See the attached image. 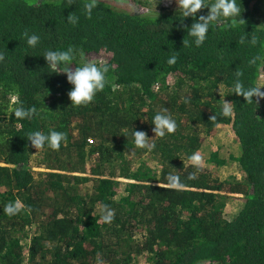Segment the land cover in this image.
Segmentation results:
<instances>
[{"label": "trees", "instance_id": "obj_1", "mask_svg": "<svg viewBox=\"0 0 264 264\" xmlns=\"http://www.w3.org/2000/svg\"><path fill=\"white\" fill-rule=\"evenodd\" d=\"M117 1L99 0L89 18L87 0H0V264H264V102L233 92L264 73V0H237L241 16L200 47H183L194 20L181 22L177 0ZM70 14L79 22L67 23ZM68 48L109 66L87 105H71L73 85L42 55ZM17 101L37 115L16 118ZM161 112L177 124L164 137L152 123ZM222 127L239 143L229 158L241 177L190 159ZM52 130L65 134L59 149L27 139ZM134 130L155 147H136ZM224 152L217 146L208 162L225 168ZM235 195L243 203L231 213ZM17 201L18 214L3 211Z\"/></svg>", "mask_w": 264, "mask_h": 264}, {"label": "clouds", "instance_id": "obj_2", "mask_svg": "<svg viewBox=\"0 0 264 264\" xmlns=\"http://www.w3.org/2000/svg\"><path fill=\"white\" fill-rule=\"evenodd\" d=\"M179 10L183 19L192 17L194 22L187 29V36L191 37V40L184 39L183 47H190L194 44L196 47L202 46L208 38V34L213 27H219L225 22L231 20L236 22L237 18L241 16V8L237 0H177ZM99 0H87L84 5L85 11L89 18H91L93 10L98 7ZM202 9H208L207 15L197 14ZM79 22V17L74 14H70L67 17V23L76 24ZM27 45L32 48H36L40 44V36L37 34L29 35L27 32L24 34ZM242 37V41H243ZM251 44L256 43L255 37L250 39ZM47 62V67L50 69L49 73L66 74L67 81L73 85L68 95L71 100V105L81 106L87 105L95 99L96 95L102 92L107 81V74L109 72V66L103 62H93L87 59L84 51L77 50L75 48H68L66 50H47L43 54ZM5 57L3 53H0V62L4 61ZM176 61V56L173 55L169 60V64H173ZM75 64L76 67L73 70L70 65ZM241 74L238 72L237 76ZM261 86H252L245 88L242 82L238 79L234 85V93L242 95L247 102L257 103L254 97L264 98V91ZM13 95V94H10ZM232 113L231 104L226 102L222 105V114L224 116H230ZM37 115V110L32 108H25L22 102L17 101L14 116L18 119H32ZM211 119H215L214 116ZM154 124L155 136L164 137L166 134H172L176 131V121L164 112L157 113L152 118ZM134 144L141 149L151 150L155 147L154 144L149 143V137L146 132L140 130H134L132 133ZM31 144L40 150L41 147L47 146L51 149H59L61 142L65 139V134L55 130L45 134L41 131L31 132L27 138ZM194 165L200 166L201 156L198 153H194L190 156ZM169 181L175 186L179 183L177 176H169ZM107 210V206H105ZM22 209V205L19 201L15 203H9L4 206L3 211L8 215L18 214ZM113 212L107 210V214L103 216L105 221L110 222L113 219Z\"/></svg>", "mask_w": 264, "mask_h": 264}, {"label": "rangeland", "instance_id": "obj_3", "mask_svg": "<svg viewBox=\"0 0 264 264\" xmlns=\"http://www.w3.org/2000/svg\"><path fill=\"white\" fill-rule=\"evenodd\" d=\"M117 1V0H116ZM165 5H171L173 0H165ZM117 5L122 6L121 3L117 1ZM163 4V3H162ZM143 12H148L150 9L148 8H142ZM258 85L261 87H264V73L260 75L258 78ZM264 91V88L261 89ZM262 102H264V98H261ZM217 146H221L225 150V155H227L228 159V165L224 167H218L216 165H212L208 162V158ZM240 146L237 141L234 139L233 132L228 127H222L216 136L210 137L209 140H207L205 146L203 147V150L199 151L198 154L201 156V166L204 168L215 170L214 172H217L218 175H220L222 178H226L228 175H237L238 177H241L243 174L240 171L239 172V166L237 162L233 161L231 158H229V155H238ZM35 156V154H34ZM224 168V169H223ZM238 168V169H237ZM40 171H44L43 169L36 168ZM124 181H128L127 179H122ZM234 199L231 201V204L229 205L228 209L231 211V213H236L238 209L240 208V205L243 203V197L242 195H235ZM139 264H148L144 258L139 259Z\"/></svg>", "mask_w": 264, "mask_h": 264}]
</instances>
